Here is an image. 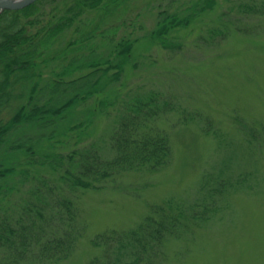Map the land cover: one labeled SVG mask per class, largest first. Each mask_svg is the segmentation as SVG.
I'll return each mask as SVG.
<instances>
[{
	"label": "trees",
	"instance_id": "trees-1",
	"mask_svg": "<svg viewBox=\"0 0 264 264\" xmlns=\"http://www.w3.org/2000/svg\"><path fill=\"white\" fill-rule=\"evenodd\" d=\"M46 1L0 10V264L68 258L87 233L79 207L84 191L170 164L171 135L159 123L167 115L221 137L209 112L173 95L156 88L120 91L138 41L177 50L183 41L176 33L196 26L200 42L213 46L232 31L251 33L247 23H238L264 14V0H235L225 14L237 19L209 23L201 18L217 0L177 7L178 0H142L141 8H157L154 25L145 28L140 12L126 15L138 0H60L44 11ZM98 115L112 116L106 141L91 138ZM255 175L249 170L234 182L217 183L219 174L207 175L205 184L211 179L215 186L201 200L163 199L131 227L90 234L99 253L87 264H165L167 240L206 220L219 193L240 185L254 192Z\"/></svg>",
	"mask_w": 264,
	"mask_h": 264
},
{
	"label": "rangeland",
	"instance_id": "rangeland-1",
	"mask_svg": "<svg viewBox=\"0 0 264 264\" xmlns=\"http://www.w3.org/2000/svg\"><path fill=\"white\" fill-rule=\"evenodd\" d=\"M188 1L178 0L174 7ZM233 1L217 0L202 21L237 19L225 14ZM57 2L62 4L47 0L42 9L49 11ZM144 5L142 0L134 6L132 2L126 15L140 12L145 28H151L157 8H141ZM242 23H247L251 33L232 31L213 46L200 42L196 26L176 33L183 41L177 50L136 43L133 64L122 77L125 83L120 91L156 88L173 95L188 108L209 112L222 135L219 139L203 134L197 122L178 124L172 113L161 119L160 125L171 135L170 164L153 173L127 172L101 189L84 191L79 207L87 233L68 258L55 264H87L99 253L88 241L90 234L131 227L150 204L163 199L201 200L218 179L234 182L249 170L256 174L251 179L258 183L254 192L240 185L216 195L206 220L192 224L180 238L167 240L165 264H264V14L238 24ZM112 125L111 115L96 116L91 138L106 141ZM218 174L214 184L211 179L205 184L208 176L214 179Z\"/></svg>",
	"mask_w": 264,
	"mask_h": 264
},
{
	"label": "water",
	"instance_id": "water-1",
	"mask_svg": "<svg viewBox=\"0 0 264 264\" xmlns=\"http://www.w3.org/2000/svg\"><path fill=\"white\" fill-rule=\"evenodd\" d=\"M34 0H0V9L21 8Z\"/></svg>",
	"mask_w": 264,
	"mask_h": 264
}]
</instances>
